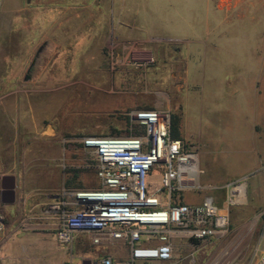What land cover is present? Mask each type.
Masks as SVG:
<instances>
[{"label":"rangeland","instance_id":"obj_1","mask_svg":"<svg viewBox=\"0 0 264 264\" xmlns=\"http://www.w3.org/2000/svg\"><path fill=\"white\" fill-rule=\"evenodd\" d=\"M215 103L238 109L212 116ZM148 110L178 116L185 144L210 154L228 135L217 124L228 129L239 113L236 149L251 150L247 137L261 157L246 199L226 237L177 240L175 257L253 264L264 244V0H0V179L16 184L0 209V264L105 255L89 242L57 244L43 227L51 197L75 174L96 188L84 140L131 135L129 114Z\"/></svg>","mask_w":264,"mask_h":264},{"label":"built area","instance_id":"obj_2","mask_svg":"<svg viewBox=\"0 0 264 264\" xmlns=\"http://www.w3.org/2000/svg\"><path fill=\"white\" fill-rule=\"evenodd\" d=\"M129 117L144 133L85 139V149L96 155L97 187L62 190L46 218L58 224L54 238L62 248L88 235L95 247L129 244L131 259L121 264H180L176 239L207 242L229 234L231 211L245 201L250 176L225 187L222 205L213 198L188 204L184 196L203 189L198 150L172 137L168 110L138 111ZM4 220L0 216V232ZM154 240L159 244H145ZM91 264L114 263L105 258ZM253 264H264V244Z\"/></svg>","mask_w":264,"mask_h":264},{"label":"crops","instance_id":"obj_3","mask_svg":"<svg viewBox=\"0 0 264 264\" xmlns=\"http://www.w3.org/2000/svg\"><path fill=\"white\" fill-rule=\"evenodd\" d=\"M216 104V103H215ZM230 106L222 105L217 103L215 106H212V113L211 115H218L224 114L223 109H238V104H234ZM237 117L233 116V113L228 114V119L230 121L229 128H224L219 123L217 127H221V129L227 132V137L223 138L220 141L224 144V148H220L219 151L212 152H200V166L203 170V175L200 178L201 186L203 187L202 190L198 192H190L184 196V201L188 204H200L205 198H213L216 204L222 205L223 198L222 194L225 191V187L229 184L245 177L249 176V173L252 172L256 163H259L261 160L260 156L254 155L253 143L250 142V138L245 137L243 140L244 142L251 146V150L245 153H241L236 149L237 144L239 141L242 142V139L237 137V132L239 131V126L241 124V120L239 113H236ZM224 125V124H223ZM234 126V128L231 127ZM226 126V125H225ZM248 128V129H247ZM182 129V125H181ZM220 129V130H221ZM247 129V136H251L248 134V130H252L250 127H246ZM219 130V128H218ZM184 136H182L181 130V139L183 141ZM186 139V138H184ZM249 141V142H248ZM184 142V141H183ZM185 143V142H184ZM251 143V144H250ZM187 145V144H186ZM190 146V145H188ZM193 147V146H192ZM255 147V145H254ZM199 152V151H198ZM3 190V185H0V191ZM56 195L52 196L51 199ZM52 203V202H51ZM7 202L0 199V209L4 211ZM39 226V225H36ZM43 227L51 229L54 233L58 227V224L54 221H50L45 224ZM178 239L175 240V242ZM83 241L89 242L91 245V241L88 235H80L75 242ZM182 241V240H181ZM185 242V246H187V241ZM146 245L155 246L158 245L159 242L154 240L152 242L145 243ZM104 249L105 255L100 257L95 256H88L86 264H91V262H101L105 258H110L114 264H121L123 262H127L131 259V247L129 244L126 243H117L113 245H105L100 246ZM180 264L181 260L176 258ZM136 264H153V262H145V261H138Z\"/></svg>","mask_w":264,"mask_h":264},{"label":"trees","instance_id":"obj_4","mask_svg":"<svg viewBox=\"0 0 264 264\" xmlns=\"http://www.w3.org/2000/svg\"><path fill=\"white\" fill-rule=\"evenodd\" d=\"M144 133L143 128L139 125H136L134 127V132L132 135H142ZM171 135L174 139H181V119L173 115L172 121H171ZM79 179L78 174H75L73 178H71L69 181L66 182L67 188L69 189H88L83 187L81 184H78L76 181ZM75 182L77 184H75Z\"/></svg>","mask_w":264,"mask_h":264},{"label":"flooded vegetation","instance_id":"obj_5","mask_svg":"<svg viewBox=\"0 0 264 264\" xmlns=\"http://www.w3.org/2000/svg\"><path fill=\"white\" fill-rule=\"evenodd\" d=\"M0 185H3V190L0 191V199L12 204L15 202V178L13 176H2Z\"/></svg>","mask_w":264,"mask_h":264},{"label":"water","instance_id":"obj_6","mask_svg":"<svg viewBox=\"0 0 264 264\" xmlns=\"http://www.w3.org/2000/svg\"><path fill=\"white\" fill-rule=\"evenodd\" d=\"M31 0H28V2H30Z\"/></svg>","mask_w":264,"mask_h":264}]
</instances>
